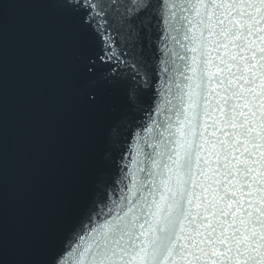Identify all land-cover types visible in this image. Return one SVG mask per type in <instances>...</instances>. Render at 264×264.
Returning <instances> with one entry per match:
<instances>
[{
    "label": "snow or ice",
    "instance_id": "snow-or-ice-1",
    "mask_svg": "<svg viewBox=\"0 0 264 264\" xmlns=\"http://www.w3.org/2000/svg\"><path fill=\"white\" fill-rule=\"evenodd\" d=\"M12 2L0 264H264V0H23L70 47L77 106L94 118L23 247L5 187Z\"/></svg>",
    "mask_w": 264,
    "mask_h": 264
},
{
    "label": "water",
    "instance_id": "water-1",
    "mask_svg": "<svg viewBox=\"0 0 264 264\" xmlns=\"http://www.w3.org/2000/svg\"><path fill=\"white\" fill-rule=\"evenodd\" d=\"M6 32L7 226L10 242L23 247L45 223L94 118L77 106L73 53L43 6L13 0Z\"/></svg>",
    "mask_w": 264,
    "mask_h": 264
}]
</instances>
